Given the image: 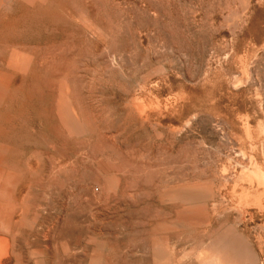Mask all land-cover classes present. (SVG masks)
<instances>
[{
  "label": "rangeland",
  "instance_id": "1",
  "mask_svg": "<svg viewBox=\"0 0 264 264\" xmlns=\"http://www.w3.org/2000/svg\"><path fill=\"white\" fill-rule=\"evenodd\" d=\"M33 1L0 12L20 263L264 264V0Z\"/></svg>",
  "mask_w": 264,
  "mask_h": 264
},
{
  "label": "bare ground",
  "instance_id": "2",
  "mask_svg": "<svg viewBox=\"0 0 264 264\" xmlns=\"http://www.w3.org/2000/svg\"><path fill=\"white\" fill-rule=\"evenodd\" d=\"M14 1V0H13ZM12 0H11V2H13ZM29 0H27V7H29L30 5H29V2H31V5H32V1L33 0H30L29 2H28ZM36 1V0H35ZM39 1V3H40V0H38ZM42 1H46V0H42ZM5 2H6V0H0V12H3V11H1V8H3V7H6L8 4L6 3L5 4ZM11 2H10V4H11ZM22 2L24 3L25 2V0L23 1L22 0ZM8 3H9V1H8ZM15 4H14V6L17 4L16 2H14ZM22 3V4H23ZM33 3H34V1H33ZM39 3H36V4H38L39 5ZM43 3V2H42ZM42 3H40V4H42ZM5 4V5H4ZM9 4V5H10ZM19 4V3H18ZM21 4V3H20ZM19 4V6H22V4L20 5ZM35 4V5H36ZM44 4H45V2H44ZM12 5V4H11ZM11 5L10 6H8V7H11ZM24 5V4H23ZM26 5H24L25 7H26ZM29 5V6H28ZM32 6H34V5H32ZM32 6H30V7H32ZM17 7V6H16ZM51 7V6H50ZM50 7H47V8H50ZM44 8V7H43ZM42 8V9H43ZM12 9H14V7L13 8H11V10ZM22 9H23V7H22ZM41 9V10H42ZM45 9V8H44ZM6 10V12H8V10H10V9H8V8H6L5 9ZM47 10V9H46ZM52 11V10H51ZM5 12V13H6ZM12 12H13V10H12ZM11 12V13H12ZM39 12H41L40 10H39ZM42 12H45L44 10L42 11ZM7 14V13H6ZM9 15V14H8ZM10 16V15H9ZM8 16V17H9ZM13 17V16H12ZM10 18V17H9ZM8 19V18H7ZM10 19H14V18H10ZM19 19V18H18ZM26 20V19H25ZM9 22V23H8ZM8 22H6V24L8 23V25L10 24V21H9V19H8ZM12 24H14V23H16V22H11ZM1 24V23H0ZM7 25V29L9 28H11V25H10V27ZM15 25V24H14ZM4 26H6L5 24H4ZM16 26V25H15ZM15 26H12L13 28H16ZM1 27H3V26H1ZM0 27V28H1ZM4 28V27H3ZM5 28V32H8V30ZM13 28H11V30H9V32L11 31H13L14 29ZM13 29V30H12ZM18 29V28H17ZM16 29V30H17ZM1 31V30H0ZM3 31V30H2ZM1 31V32H2ZM24 31V30H23ZM8 32V33H9ZM16 31L14 30V32H12V33H15ZM3 33V32H2ZM8 33L6 34L7 36H8ZM12 33H10V34H12ZM3 34H1V36H2ZM5 35V34H4ZM2 43V42H1ZM3 44V43H2ZM3 45H5V44H3ZM9 45V44H8ZM0 46L1 47H3L1 44H0ZM11 47H12V45H10ZM0 47V48H1ZM4 48V47H3ZM18 49V48H17ZM7 53H4V55H6ZM1 55V54H0ZM4 55H2V60H3V57H4ZM8 55H9V53H8ZM23 55V54H22ZM21 55V56H22ZM24 56V55H23ZM8 57V56H7ZM18 57V56H17ZM26 58V57H25ZM24 58V60H26ZM21 59H22V57H21ZM5 60V59H4ZM10 64H11V66L12 67H14V68H16V70L17 69H19L20 67H21V62H20V60L18 59V58H12L11 59V61H10ZM9 64V65H10ZM1 67V66H0ZM28 67H31L30 66V64L28 65ZM22 68V67H21ZM20 68V69H21ZM24 68V67H23ZM22 68V69H23ZM13 69V68H12ZM19 69V70H20ZM21 69V70H22ZM28 69V68H27ZM15 70V71H16ZM3 71V70H2ZM18 71V70H17ZM16 71V72H17ZM23 71V70H22ZM32 71V70H31ZM25 72H26V70H25ZM28 72H30V71H28ZM31 73V72H30ZM29 74V73H28ZM27 74V75H28ZM14 75V74H13ZM31 75V74H30ZM30 75H28V76H30ZM14 78V77H13ZM11 83H13L12 82V76H10V75H7V74H3V73H0V107H2V109H3V106H1L4 102L5 103H7L6 102V99H7V97H8V94H9V89H10V86H11ZM17 83V82H16ZM19 85V84H18ZM22 85V84H21ZM17 88V87H16ZM22 91H24V90H22ZM17 92V91H16ZM23 94V93H22ZM20 98H22L21 97V95H20ZM13 101H15V100H13ZM18 102H20V101H18ZM15 103H16V101H15ZM14 103V104H15ZM61 105H63V104H61ZM9 106V105H8ZM4 107H5V105H4ZM14 108V107H13ZM3 111V110H2ZM13 109H12V112L11 113H13ZM0 112H1V109H0ZM4 113V112H3ZM2 113V114H3ZM75 113V112H74ZM14 114H15V112H14ZM5 115H7V113L5 114ZM11 115V114H10ZM11 116H13V115H11ZM9 117V116H8ZM8 117L6 118V119H8ZM16 118V116H13V118ZM17 119V118H16ZM8 120H10V119H8ZM13 120V119H12ZM7 121V120H6ZM15 121V120H14ZM13 121V122H14ZM0 122H1V120H0ZM8 122H10V121H8ZM24 122V121H23ZM3 123H5V121H3ZM3 123L1 122L0 124L1 125H3ZM7 123V122H6ZM5 123V125L7 126L8 124H6ZM5 125H3L4 127H6ZM10 127V125L8 126V129H12V128H9ZM13 127V126H12ZM6 129V128H5ZM7 130V129H6ZM5 131V130H4ZM11 131V130H10ZM13 131H14V129H13ZM2 133H4V132H2ZM5 133H7V132H5ZM4 133V134H5ZM12 133V132H11ZM10 132L9 133H7L6 135H8V134H11ZM2 137H4L3 135H1ZM11 137V136H10ZM11 138H13V137H11ZM8 139V138H7ZM10 139V138H9ZM8 139V140H9ZM5 141H6V139H4ZM24 140H25V138H24ZM10 141V140H9ZM16 141V140H15ZM0 142H1V140H0ZM4 142V141H3ZM8 142V141H7ZM10 143H11V141H10ZM15 143V142H14ZM6 145H7V147L6 146H3V143H2V145H0V233H1V235H2V237L0 238V264H13L14 262L16 263V264H21L20 263V261H19V259H18V255H17V248L15 247V241L13 240L14 239V237H15V235L17 234V232H19L20 230L19 229H21V228H27V227H29V225L31 224L30 223V221L31 220H34V218L35 217H33L31 220H30V207H29V205H28V203H27V201H26V198L25 197H23L22 199H18V198H15L14 196H13V193H14V191L16 190V188L18 187V185H19V181H18V179H16V177H15V175H13V174H11V173H7V172H5L4 171V169H3V164L5 165L6 163H4L5 161H6V159L8 158V159H12V158H9V156L10 157H13V156H11V150L9 149L10 147H9V145H8V143H6ZM11 146V145H10ZM16 146V145H15ZM9 147V148H8ZM12 148H13V146H12ZM13 150V149H12ZM16 150V149H15ZM13 152V151H12ZM15 152H17V151H14L13 153H15ZM9 155V156H8ZM18 155V152L16 153V156ZM22 156V155H21ZM36 156V155H35ZM34 156V157H35ZM15 157V156H14ZM17 160H18V158H16ZM16 159H15V161H16ZM20 160H22V159H20ZM37 160V159H36ZM13 162H14V159L12 160ZM9 162H10V160H9ZM40 162V161H39ZM15 163V162H14ZM20 163H22V162H20ZM11 164V163H10ZM26 164V163H25ZM16 165H18L17 163H16ZM15 165V166H16ZM22 164H19V168H20V166H21ZM24 165V164H23ZM10 166V165H9ZM14 166V165H13ZM14 166V168H15V170H16V167H18V166H16L15 167ZM11 168H13L12 166H10ZM9 167V168H10ZM24 167H26V165L24 166ZM6 168V167H5ZM8 168V169H9ZM10 168V169H11ZM19 170V169H18ZM12 171H14V169H12ZM14 172H18V171H14ZM19 189V188H18ZM167 197L169 198V199H172V200H180V202H195V201H201V200H206V199H208V198H210V193H206V194H202V193H195V192H193V191H191V190H176V191H172V192H169L168 194H167ZM199 205V204H198ZM37 221V220H36ZM35 220L34 221H32V222H36ZM97 222V221H96ZM54 225V224H53ZM32 226H34V225H32ZM32 226H31V229H33L32 228ZM42 228V227H41ZM28 229V228H27ZM40 229V228H39ZM19 230V231H18ZM26 230V229H25ZM22 231H24V230H21V232ZM44 231V230H43ZM51 231V230H50ZM20 232V233H21ZM27 232V231H26ZM42 232V231H41ZM31 233V232H30ZM39 233V240H40V235H42L40 232H38ZM37 233V234H38ZM46 234H47V232H45ZM53 233V232H52ZM93 233V232H92ZM19 234V233H18ZM25 234V233H24ZM23 233H22V236L24 235ZM27 234L29 235V233L27 232ZM26 234V237L25 238H23V239H26V241L25 242H27V240H28V235ZM36 234V235H37ZM98 234H100L99 232H98ZM97 234V235H98ZM36 235H34V236H36ZM124 235V234H123ZM34 236H32V237H34ZM38 236V235H37ZM45 236H49V235H45ZM117 236V235H116ZM16 237H17V235H16ZM30 237V236H29ZM17 238H19V236L17 237ZM117 238V237H116ZM16 239V238H15ZM21 240H22V238H20ZM30 239V238H29ZM35 239H36V237L34 238V240H33V242H36V241H38V239H36V241H35ZM44 239L46 240V238L44 237ZM17 240V239H16ZM18 241V240H17ZM16 241V242H17ZM23 241V240H22ZM41 241V240H40ZM18 242H20V241H18ZM28 242H29V240H28ZM27 242V243H28ZM32 242V243H33ZM42 242H46V241H42ZM21 243V242H20ZM30 243V242H29ZM28 243V244H29ZM18 244V243H17ZM26 244V243H25ZM35 244V243H34ZM36 244H39V243H36ZM36 244L34 245V246H36ZM22 245H24V244H22ZM32 245V244H31ZM41 245V244H40ZM27 246H29V245H27ZM33 246V245H32ZM42 247V246H41ZM43 247H44V245H43ZM45 247H48L47 245L45 246ZM27 249H28V247H26ZM31 248V247H30ZM36 249L38 248L37 246L35 247ZM44 250H46L45 248L43 249V251ZM16 251V252H15ZM30 251V250H29ZM22 252H24V251H22ZM36 251L34 250V253H35ZM20 253V252H19ZM26 252H24V254H25ZM29 253V252H28ZM55 253V252H54ZM36 254H38V252H36ZM23 255V254H22ZM27 255V254H26ZM30 255V254H29ZM35 255V254H34ZM61 255V254H60ZM25 257V256H24ZM30 257V256H29ZM21 258H22V256H21ZM28 260H30L29 262H31V261H33V258H32V260L29 258ZM57 261V260H56ZM27 264H28V261H27ZM34 264V263H33Z\"/></svg>",
  "mask_w": 264,
  "mask_h": 264
}]
</instances>
